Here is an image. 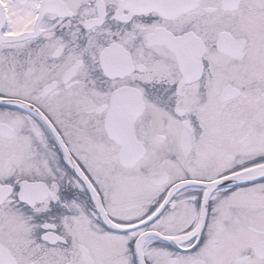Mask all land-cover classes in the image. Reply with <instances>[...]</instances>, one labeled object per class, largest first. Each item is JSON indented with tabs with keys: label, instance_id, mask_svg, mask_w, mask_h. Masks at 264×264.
Returning a JSON list of instances; mask_svg holds the SVG:
<instances>
[{
	"label": "snow or ice",
	"instance_id": "6c2138e0",
	"mask_svg": "<svg viewBox=\"0 0 264 264\" xmlns=\"http://www.w3.org/2000/svg\"><path fill=\"white\" fill-rule=\"evenodd\" d=\"M0 264H264V0H0Z\"/></svg>",
	"mask_w": 264,
	"mask_h": 264
}]
</instances>
